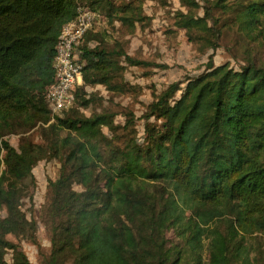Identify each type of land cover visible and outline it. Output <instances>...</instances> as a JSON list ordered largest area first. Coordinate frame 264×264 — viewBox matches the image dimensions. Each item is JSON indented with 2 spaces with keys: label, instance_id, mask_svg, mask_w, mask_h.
<instances>
[{
  "label": "trees",
  "instance_id": "trees-1",
  "mask_svg": "<svg viewBox=\"0 0 264 264\" xmlns=\"http://www.w3.org/2000/svg\"><path fill=\"white\" fill-rule=\"evenodd\" d=\"M106 1L0 0V207L6 211L0 264H31L19 240L39 248L37 222L27 219L22 201L31 197L25 182L45 159H58L61 168L47 185L51 248L40 264H202L205 238L210 264H248L244 242L264 232V67L208 66L175 101L181 90L171 85L148 105L143 141L128 138L119 146L112 114L80 112L90 105L85 88L122 92L114 83L123 70L119 58L129 66L141 63L122 51L83 45L92 27L78 48L83 86L74 88L72 106L48 124L44 96L54 80L61 29L80 8L103 9L111 17ZM179 1L187 13H179L176 26L215 43L219 32L207 21L214 8L228 12V0ZM200 4L205 15L196 18L192 12ZM122 10L130 16L119 20L130 28L144 19L132 3ZM233 10L240 32L264 36V0H240ZM127 119L131 125L132 115ZM38 123L48 124L40 145L23 140L15 149L4 139ZM171 229L181 243L166 240ZM8 251L11 263L4 259Z\"/></svg>",
  "mask_w": 264,
  "mask_h": 264
},
{
  "label": "rangeland",
  "instance_id": "rangeland-1",
  "mask_svg": "<svg viewBox=\"0 0 264 264\" xmlns=\"http://www.w3.org/2000/svg\"><path fill=\"white\" fill-rule=\"evenodd\" d=\"M238 1L240 0H228L231 4L228 12L216 8L211 10L207 24L213 26L215 21V28L219 32L214 43L204 41V35L198 30L188 33L176 26L179 13H187L179 0H107L112 6L111 17H108L107 11L101 9V17L86 35L83 45L125 52L141 65L129 66L124 62V58L120 57L119 62L123 70L117 75L114 83L120 88L123 86L122 92L110 93L100 85L86 87V99H90V105L86 109H80V112L87 117L100 113L112 114L114 124L119 128L115 132L116 145L122 146L128 138H135L141 143L145 133L144 116L148 105L155 96L166 91L171 85H177L181 90L176 93L173 99L175 101L179 99L188 80L204 75L208 72V66L226 65L234 71H239L249 63L264 67V36L249 38L234 24L233 9ZM128 3H132L136 12H140L144 18L142 22L134 23L131 28L128 23L119 20L122 16H130L128 11L122 10ZM200 6L192 12L196 18L205 15L203 5ZM213 44L215 47H211ZM130 115L133 117L131 125L126 123ZM149 122L158 125L160 123L154 118ZM48 124L38 123L26 133L9 134L4 139L15 149H18L23 140L40 145ZM126 124L127 129L124 130ZM103 133L108 138L113 136L105 128ZM60 168L58 159L42 160L33 168L32 177L25 182L30 186L31 197L22 201V211L27 219L34 218L37 222L36 239L39 248L28 240H19V244L31 264H40L42 257L48 256L50 252L44 208L48 198V181H55L59 177ZM74 189L80 190L77 186H74ZM5 216V209L0 207V219ZM216 225L221 229L223 227L222 222ZM165 238L172 245L182 242L173 229L166 232ZM7 239L16 242L12 236ZM244 244L248 250L245 254L248 264H264V232L248 237ZM11 258V252L4 253L6 262L11 263ZM201 259L202 264H208L210 261L207 238L203 240ZM184 264L191 263L186 261Z\"/></svg>",
  "mask_w": 264,
  "mask_h": 264
},
{
  "label": "built area",
  "instance_id": "built-area-1",
  "mask_svg": "<svg viewBox=\"0 0 264 264\" xmlns=\"http://www.w3.org/2000/svg\"><path fill=\"white\" fill-rule=\"evenodd\" d=\"M100 17L97 11L80 8L76 18L61 29L52 63L54 80L44 96L50 109L49 123L54 122L73 104L72 92L82 83L84 67L78 55V48L85 34Z\"/></svg>",
  "mask_w": 264,
  "mask_h": 264
}]
</instances>
